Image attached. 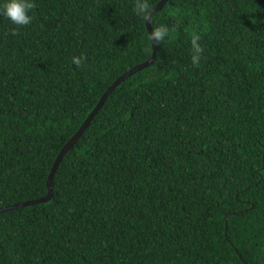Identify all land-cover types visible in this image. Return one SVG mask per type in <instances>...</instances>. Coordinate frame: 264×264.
Returning a JSON list of instances; mask_svg holds the SVG:
<instances>
[{"label": "trees", "instance_id": "obj_1", "mask_svg": "<svg viewBox=\"0 0 264 264\" xmlns=\"http://www.w3.org/2000/svg\"><path fill=\"white\" fill-rule=\"evenodd\" d=\"M132 5L0 17V208L45 196L103 93L152 56ZM160 24L154 63L107 97L52 199L0 212V264H264V0H168Z\"/></svg>", "mask_w": 264, "mask_h": 264}, {"label": "clouds", "instance_id": "obj_2", "mask_svg": "<svg viewBox=\"0 0 264 264\" xmlns=\"http://www.w3.org/2000/svg\"><path fill=\"white\" fill-rule=\"evenodd\" d=\"M36 7V0H0V17L9 20L15 26L28 25L32 20L31 11ZM133 12L141 19L149 17L152 10V0H133ZM15 32L16 29L13 28ZM169 28L165 24H160L149 31V38L153 44L158 45L168 35ZM199 37L195 35L191 38V60L196 63L200 59L202 52L201 45L198 43ZM82 55H74L72 63L77 67L81 66L84 60Z\"/></svg>", "mask_w": 264, "mask_h": 264}, {"label": "water", "instance_id": "obj_3", "mask_svg": "<svg viewBox=\"0 0 264 264\" xmlns=\"http://www.w3.org/2000/svg\"><path fill=\"white\" fill-rule=\"evenodd\" d=\"M167 1L168 0H160L159 3L156 5V7L153 10H151V12L149 14V17H147V19H146V25H147L148 31H151V28H153L152 27V16H153V14H155L158 11H160L163 8V6L167 3ZM152 45H153L152 56L149 59H147L146 61H144L143 63H140V64L132 67L128 71H126L124 74H122L120 77H118L108 87V89L103 93L102 97L100 98V100L97 103V105L95 106V108L91 111L89 116L86 118V120L80 126L78 131L63 146V148L61 149L60 153L56 157V159L54 161V164L52 166V169H51V171H50V173L48 175V179H47L48 192H47V194L45 196H43V197H39V198H36V199H31V200H27V201H23V202H16V203H13V204H10V205H6L5 207L0 208V212H4V211L11 210V209H14V208L25 207V206L32 205V204L47 202V201H50L52 199V197H53L52 185H53L54 173L57 170V168H58L60 162L62 161L63 157L68 152V150L73 146V144L77 141V139L82 135V133L86 130L87 126L90 124V122L92 121L94 116L97 114L99 109L102 107V105L106 101L107 97L111 94V92L122 81H124L126 78H128L132 74H134V73L138 72L139 70H141V69H143V68H145L147 66H150L151 64L154 63V61L156 59V52H157L158 45L153 44V41H152Z\"/></svg>", "mask_w": 264, "mask_h": 264}]
</instances>
